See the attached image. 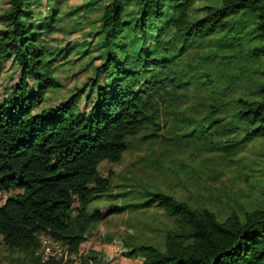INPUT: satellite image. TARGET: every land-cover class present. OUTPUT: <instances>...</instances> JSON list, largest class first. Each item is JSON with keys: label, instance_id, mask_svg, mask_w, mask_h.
I'll list each match as a JSON object with an SVG mask.
<instances>
[{"label": "trees", "instance_id": "obj_1", "mask_svg": "<svg viewBox=\"0 0 264 264\" xmlns=\"http://www.w3.org/2000/svg\"><path fill=\"white\" fill-rule=\"evenodd\" d=\"M196 1L209 0H134L139 19L130 23L123 16L132 1L110 0L100 19L106 60L93 79L96 100H86L80 109L77 90L40 113H34L35 107L56 87L46 76L52 61L44 58L51 53L40 45L42 33L25 21L24 7L33 0L11 1V8L0 17L9 26L0 39V77L5 62L12 59L20 78L9 96H0V193L19 191L0 205L1 246L35 254L39 237L47 235L75 254L91 223L157 206L174 220L165 230V247L123 241L129 245L121 253L125 259L138 258L141 264H264V207L243 215L233 210L220 220L208 208L142 187L135 205L89 210L111 188L99 165L121 161L131 148V138L151 145L158 137L155 127L159 130L161 125L157 113L171 94L180 95L193 86L208 92L197 107L206 111L205 121L218 139L216 153L225 168L235 165L244 141L264 137V0H218L217 6L205 8L203 17L192 19ZM58 12L56 8L53 22ZM167 19L173 36L167 42L159 36L156 49L146 50V36ZM47 28L53 30L51 24ZM218 35L214 52H202L195 64L180 62ZM228 49L233 52L226 54ZM210 60L230 70L224 89L217 72L204 68ZM238 61L243 66L234 74L231 68ZM148 71L153 76L145 79ZM102 78L109 83L101 85ZM235 85L246 92L231 102L227 90ZM231 117L245 128L241 141L234 138L236 124H231ZM180 123L190 130L178 143L194 141L202 122L184 113ZM147 130L152 134L145 135ZM90 260L111 264L114 258Z\"/></svg>", "mask_w": 264, "mask_h": 264}, {"label": "rangeland", "instance_id": "obj_2", "mask_svg": "<svg viewBox=\"0 0 264 264\" xmlns=\"http://www.w3.org/2000/svg\"><path fill=\"white\" fill-rule=\"evenodd\" d=\"M12 0H0V17L11 8ZM132 2L125 7L124 20L134 23L139 19V9ZM110 0H33L24 7L25 21L42 33L40 45L51 54L45 61H52V67L46 76L56 83L49 89L43 100L35 107L34 113H40L68 100L77 90L81 91L78 105L83 109L86 100H96L97 88L94 86L96 69L106 60V50L101 34V16ZM218 0L196 1L191 11L192 19L205 15V8L217 6ZM56 20L53 22L54 11ZM173 12H169V18ZM52 22V23H51ZM52 28L48 29V25ZM9 26L0 21V39ZM162 36L166 42L173 36L168 29V19L153 26L146 36V50L156 49L157 38ZM221 36H214V42H202L198 50H192L180 59L182 63H198L202 52H214ZM131 40V39H129ZM247 40H250L249 37ZM130 42V41H129ZM231 54L232 49L224 51ZM242 61L232 65V72H239ZM205 70H215L219 81L227 85L226 67L215 60L204 65ZM152 71L143 77L149 79ZM20 69L12 61L5 62L0 77V96L7 97L19 82ZM109 83L107 78L100 79L101 85ZM138 88V87H136ZM168 94L172 91L167 89ZM246 90L240 85L227 90L229 101L243 96ZM208 92L204 88L193 86L188 91L167 96L157 116L161 123L155 127V138L151 145H141L137 138H131V148L121 161L113 163L103 161L98 171L109 180L111 188L100 199L91 203L90 211L105 212L109 205L131 204L140 201L142 187L153 192H164L196 208H208L215 212L220 220L226 219L231 211L243 215L244 211H255L264 207V137L244 141L236 157L235 165L225 168L220 164L216 148L218 139L211 135L209 123L205 121L206 111L197 107ZM194 122H202L201 131L196 132L194 141L183 140L181 136L189 130L180 123L182 114ZM236 124L234 138L244 139L245 128L231 117ZM153 131L147 130L146 134ZM200 134V137H199ZM177 137V138H176ZM217 145V146H216ZM216 146V147H215ZM0 193V205L9 195L18 193ZM174 225V220L161 208H134L122 214L114 215L100 222H93L86 231V241L81 249L71 254L67 246L42 235L35 254L23 251H10L0 245V264H94L90 257L114 258L111 264H141L140 259H125L122 251L128 243L152 244L165 247L164 233ZM127 243V244H128ZM50 248V254L47 249ZM51 253L53 255H51Z\"/></svg>", "mask_w": 264, "mask_h": 264}, {"label": "built area", "instance_id": "obj_3", "mask_svg": "<svg viewBox=\"0 0 264 264\" xmlns=\"http://www.w3.org/2000/svg\"><path fill=\"white\" fill-rule=\"evenodd\" d=\"M50 252H51V250H50V248H48L47 253L50 254ZM51 255H53V254L51 253Z\"/></svg>", "mask_w": 264, "mask_h": 264}]
</instances>
